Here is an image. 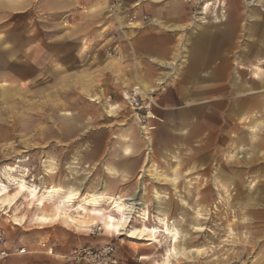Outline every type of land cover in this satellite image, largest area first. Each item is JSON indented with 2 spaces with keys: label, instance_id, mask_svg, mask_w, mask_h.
I'll list each match as a JSON object with an SVG mask.
<instances>
[{
  "label": "rangeland",
  "instance_id": "374dc122",
  "mask_svg": "<svg viewBox=\"0 0 264 264\" xmlns=\"http://www.w3.org/2000/svg\"><path fill=\"white\" fill-rule=\"evenodd\" d=\"M103 1L109 2L107 10L102 13L103 18L98 22L82 24L84 40L71 38L60 44L73 49L82 45L87 53L86 61L99 51L97 64L88 62L86 71L82 69L84 66L77 63L69 67L56 65L54 70L41 71L39 79L33 80L32 86L31 80H17L14 71H9L5 76V60L12 56L6 55L2 46L13 49L16 41L20 44L22 33L13 29L8 33L10 37L1 41L0 176L6 166L16 163L28 168L29 171L25 172H29L27 180L31 184L74 182L84 191H93L100 184L96 178L108 174L102 166L103 161L106 160L104 164L112 163L111 160L122 161L121 165L132 169L138 165V178L130 184L136 187L139 183V189L130 194L110 191L112 195L123 198L138 195L137 201L149 207V218L144 219L137 213L142 212L138 204L134 205L130 223L120 233L116 229H107L100 221L90 227L69 223L64 218L46 223L37 221L35 217L42 212L52 213L54 209L51 203L40 210L20 199L9 208L8 213L22 223L15 224L14 219L8 221L7 215L0 214V226L5 231H14L17 236L41 227L51 228L62 224L82 235L100 236L106 233L112 236L111 241L116 245L120 256L118 264H264V206H260L254 198L255 188H264V169L257 174L247 173L242 164L254 157L252 144L262 141L260 144L264 150V120L253 128L251 119L233 117L226 122L221 119L220 146L216 156L206 164H200L199 158L183 148L166 145L162 140L153 138L156 128L153 124L156 116L152 111L156 105L155 95L188 64L181 62L182 53L189 46L188 37L192 27L200 23L195 17L204 0H181L187 4L184 14L192 16L193 22L163 20L169 29L161 33L170 38L173 48L176 47L167 60L176 59L183 66L175 74H168L170 69L166 65H146V70L150 67L152 85L156 88L149 96H146L141 84L115 86L114 77L118 74L125 76L126 71L130 72L131 69L128 64L131 57L127 52L120 56L119 47L125 46L130 51L132 43L141 33L160 29L155 20L162 21L157 16L162 14V10H165V15H173V8H161L164 2L170 3L171 0ZM214 13L203 16L208 20L211 17L206 16H213ZM143 17H146V22H141ZM38 24L40 44L47 41L50 33H70L76 28L73 13L43 15L38 18ZM210 25L222 24L208 23L206 26ZM235 34L236 43L241 45L244 40L242 31L238 30ZM4 35L0 34V40ZM119 57L123 58L121 62ZM212 58L216 60L218 56L213 55ZM9 62L11 66L12 61ZM233 63L234 68H238V61L234 60ZM158 79L165 82L160 84ZM135 87L143 89L142 97L153 114L149 121L153 128L145 129L149 133L150 144L137 124L139 120L133 108L125 99V94ZM100 96L111 102L91 99ZM108 104H114L117 108L110 111ZM223 104L221 101V113ZM123 134L128 135L130 140L123 141ZM149 145L153 149L151 152ZM128 147L131 149L129 153L126 152ZM173 153H178L183 160V177L180 167H175V161L171 159ZM255 156L256 163H262L260 153ZM18 159H24V162L18 163ZM44 160H52L53 174H44ZM3 179L9 184L7 179ZM106 185L110 187L109 183ZM14 187L11 185L12 192L16 190ZM103 207L108 210L109 203ZM155 211L164 212L165 215L161 217H167L170 226L179 229L177 243L171 237L160 235L158 242L149 245L147 237L150 236L139 238L130 235L134 227H141L144 223L159 226ZM174 248L176 252L172 251L169 256V250Z\"/></svg>",
  "mask_w": 264,
  "mask_h": 264
},
{
  "label": "crops",
  "instance_id": "0c3cea01",
  "mask_svg": "<svg viewBox=\"0 0 264 264\" xmlns=\"http://www.w3.org/2000/svg\"><path fill=\"white\" fill-rule=\"evenodd\" d=\"M108 3L103 0H0V34L5 33L0 44L10 37L8 33L13 29L22 33L20 44L16 41L13 49L8 50L4 48V45L2 46L4 53L12 56L5 60V72L7 71L5 76H8L9 71H14V77L17 80H31L30 85L33 86V80L39 79L41 71L54 70L56 65L69 67L77 63V65L84 66L82 69L86 71L88 62L91 65L97 64L99 51L94 52L92 58L86 61L87 53L84 52L82 45H79L78 49H73L60 44L71 38L84 40L82 30L84 25L82 24L100 21L103 18L102 13L108 8ZM184 6L187 4L181 0L164 2L161 8L169 7V10L173 8L174 13L165 15V10H162V14L157 15L158 19H162V21L155 20L160 29H157L156 32L141 33L132 43L130 51H127L125 46L119 47L120 56L127 52L131 57V61L128 63L131 69L130 72L126 71L125 76L118 74L114 79L117 87L128 85V87H132L134 84H141L139 86L144 88L146 96H149L156 88L152 85L150 67L146 70V65L152 66V63L166 65L170 69L167 73L175 74L182 69V63L187 62L184 70L172 77V80L168 81V84L155 95L156 105L153 106L152 111L156 116L153 121L156 128L153 138L162 140L166 145L174 144L175 147L183 148L197 159L199 158L200 164H206L218 152L221 140V119L223 122L230 121L233 117L251 119L253 128L258 127L264 120V0H254L249 3L246 0H204L195 17L200 23L197 27H192V31L189 33V46L184 48L182 63L177 62L176 59L168 61L167 58L173 55L176 47L173 48L170 38L161 33L164 29H169V26L163 24V20L176 23L193 22L192 16L184 14ZM210 12L216 14L206 16L211 17L207 20L203 15H208ZM70 13H73V22L76 28L72 29L70 33L60 32L55 35L50 33L51 35H47V41L40 44L38 18L43 15L62 16ZM203 19L204 22H202ZM140 20L146 22V17ZM208 23L222 25L206 26ZM238 30L242 31L244 38L241 45L235 40V33ZM213 55H217L218 59L212 58ZM236 56H238L237 59H233ZM121 60L123 58L119 57L120 62ZM234 60L238 61L236 69L233 66L235 65ZM9 61H12L11 66ZM157 82L163 84L165 81L158 79ZM123 93L125 94V91ZM103 94L102 92V97ZM101 96L91 99L94 101L101 99L100 102L104 99ZM104 100L107 103L111 102L108 98ZM221 101L224 102L222 113L220 112ZM108 107L111 108L110 111L117 108L114 104H108ZM121 138L123 141L130 140L126 134L121 135ZM148 139L149 137H146V140ZM240 140L244 141V139ZM148 141L150 144V140ZM260 142L262 141L251 145L254 157L242 163L247 173L257 174L264 169V150H262ZM149 150L150 152L153 150L150 145ZM130 151L129 147L126 148L127 153ZM258 153L262 160L260 164H257L254 159ZM170 156L175 161V167H180L181 170L183 165L181 156L178 153H173ZM111 161L110 164H104L106 160L103 163L100 161L104 171L108 174L98 176L96 182L100 183L99 187L86 192H105L111 196H121L112 195L111 191L130 194L139 189V183L136 187L130 184L138 178L136 175L139 170L138 165L133 166L132 169L121 165L122 161ZM85 164L87 163L82 165ZM145 171L146 169L143 172ZM180 174L183 177L182 170ZM107 183L110 184V187L106 185ZM70 184L77 186L74 182H66L62 185ZM81 189L85 192L82 187ZM254 198L260 206H264V188H255ZM20 199L30 202L32 207L40 210L50 204L48 202L44 207L38 208L36 203L27 200L25 196L20 197L16 204ZM16 204L8 207L6 214L3 212L0 214L7 215L8 221L14 219L15 224L20 225L22 222L18 218H12L8 213L9 208ZM51 204L54 211L37 214L35 217L37 221L48 223L64 218L69 223L75 225L79 223L83 227H90L101 220L94 218L84 222V220L78 219L76 222H72L64 215L59 216L54 204ZM100 223L109 230L116 229L118 233L122 230L115 227L108 228L102 220ZM0 228L2 227L0 226ZM4 232L8 240L7 247L10 250L17 251L21 247H26L29 252L0 258V264H89L72 262L64 256L77 246L87 245L99 248L112 242V236L109 234L82 235L63 224L51 228L41 227L20 236L15 235L17 233L12 230H4ZM2 249L3 246H0V251ZM117 258L120 263L118 251ZM142 258H146V256H142Z\"/></svg>",
  "mask_w": 264,
  "mask_h": 264
},
{
  "label": "bare ground",
  "instance_id": "6f19581e",
  "mask_svg": "<svg viewBox=\"0 0 264 264\" xmlns=\"http://www.w3.org/2000/svg\"><path fill=\"white\" fill-rule=\"evenodd\" d=\"M253 1L248 0V2ZM142 92H144L143 89ZM137 124L148 138V131L144 129L142 124L138 122ZM17 162H24V159H18ZM44 162H46L44 174H53V162L51 160H44ZM27 170L28 168L15 163L6 166L2 171L0 176V212L6 214L8 207L16 204L20 197L25 196L27 200L36 203L38 208L44 207L48 202L53 203L57 214L68 217L72 222H76L78 219L87 222L99 218L108 228L123 229L130 223L131 214L135 211L134 205L138 204L141 205L142 212L138 211L137 213L144 219L149 218V207L145 203L137 201L138 195L123 198L122 196H111L105 192H83L81 187L72 184L66 186L57 183L51 185L31 184L27 180L29 176V172H25ZM3 178L7 179L9 184ZM11 185L15 186V192L11 191ZM107 203H109L108 210L103 207ZM155 213L158 215L159 226H148L144 223L141 227H134L130 235L139 238L150 236L147 237L149 245L158 242L160 235L171 237L177 243L180 238L179 229L174 225L173 227L170 226L167 217H161L165 215L164 212L155 211ZM169 251V256L176 252L175 248Z\"/></svg>",
  "mask_w": 264,
  "mask_h": 264
},
{
  "label": "built area",
  "instance_id": "2783aa9c",
  "mask_svg": "<svg viewBox=\"0 0 264 264\" xmlns=\"http://www.w3.org/2000/svg\"><path fill=\"white\" fill-rule=\"evenodd\" d=\"M142 90L135 87L131 91L125 94V99L130 103L134 110V113L139 120V123L143 125L144 129H152L153 126L149 125L150 119L153 117L152 111L149 108V104L142 97ZM8 240L5 236V232L0 228V246L3 249L0 251V258H6L12 254H26L28 249L21 247L17 251H12L7 247ZM66 259L72 262H86L89 264H118L117 248L112 242L102 245L99 248H93L90 246H77L74 247L71 252L64 256Z\"/></svg>",
  "mask_w": 264,
  "mask_h": 264
}]
</instances>
